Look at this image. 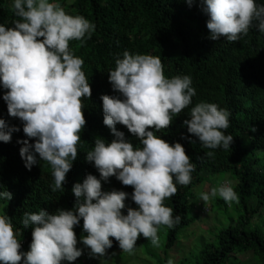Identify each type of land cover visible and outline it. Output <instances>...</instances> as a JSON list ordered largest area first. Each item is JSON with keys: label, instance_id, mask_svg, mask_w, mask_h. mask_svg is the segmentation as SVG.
I'll list each match as a JSON object with an SVG mask.
<instances>
[{"label": "clouds", "instance_id": "1", "mask_svg": "<svg viewBox=\"0 0 264 264\" xmlns=\"http://www.w3.org/2000/svg\"><path fill=\"white\" fill-rule=\"evenodd\" d=\"M187 2L191 6L193 0ZM201 7L209 17L206 26L212 40L240 41L253 28L264 33V3L257 0H201ZM11 10L16 17L12 26L0 23V85L7 90L3 99L8 113L23 123L26 137L36 138L34 143L18 141L23 145L20 155L25 167L31 170L42 160L48 162L54 178L52 191H62L86 125L82 98L92 95L83 70L85 61L70 44L74 40L86 44L96 25L84 15L67 11L61 0H12ZM115 64L109 80L119 95L101 97L103 123L115 138L110 143L96 138L94 147L86 152V160L94 162L100 177L89 173L82 183L73 185L76 200L70 210L50 213L41 208L23 213V228H32L28 251H21L23 229L0 214V264L74 262L84 248L103 264L113 237L128 253L134 251L141 235L160 247L161 226L173 228L180 222L181 217L174 216V209L164 201L177 193V185L191 183L196 164L180 142L170 144L156 133L167 129L174 117L192 105L196 95L192 77H167L158 56L129 50ZM189 116L183 124L205 148L231 149L234 137L225 132L230 126V110L201 101L190 108ZM117 124L125 125L141 146L134 147ZM18 131V126L0 118V141L10 142ZM112 176L133 186L131 199L137 207L126 204L128 192L102 189V181ZM198 195L204 202L220 197L229 206L239 203L228 180ZM12 198L11 191L0 190V200ZM125 208L127 214L122 211ZM81 219L87 232L81 237L84 248L77 246L74 231ZM167 264L174 261L169 259Z\"/></svg>", "mask_w": 264, "mask_h": 264}, {"label": "trees", "instance_id": "2", "mask_svg": "<svg viewBox=\"0 0 264 264\" xmlns=\"http://www.w3.org/2000/svg\"><path fill=\"white\" fill-rule=\"evenodd\" d=\"M257 2L264 3V0ZM11 3L12 0H0V23L8 26L16 19ZM61 3L70 13L84 15L96 25L86 44L75 40L70 44L75 54L85 61L83 70L92 95L82 98L86 125L80 133L77 159L66 174L64 190L52 191L54 178L48 162L42 160L31 170L25 167L20 155L23 145L18 141L28 139L34 143L36 138L26 137L23 123L8 113L3 99L7 90L0 85V118L20 128L13 132L10 142L0 141V190L13 193L10 201L0 200V203L2 214L12 218L16 228L23 229L21 251L30 250L33 238L32 228H23V213L38 212L41 208L50 213L70 210L76 200L73 185L82 183L89 173L100 177L94 162L86 160V152L94 147L96 138H104L109 143L115 138L103 123L101 97L119 95L112 88L109 71L116 67V59L129 50L133 54L158 56L165 76L190 75L196 88L192 105L174 117L167 129L156 133L170 144L180 142L196 164V170L189 185H177V193L165 199L164 203L174 209L173 215L181 219L173 228L165 226L163 252L151 256L157 264H167V251L175 247L179 232L196 221L191 212L195 207L194 189L205 182L202 174H230L239 196L237 211L243 213L214 233L213 242L204 244L197 252L195 264H240L238 255L246 253L264 264V33L253 28L240 41L229 42L224 37L210 39L206 26L209 17L202 10L201 0H193L191 6L187 0H61ZM201 101L215 102L230 110V126L225 132L234 137L231 149L205 148L194 134L187 132L183 121L190 118V108ZM117 129L125 133L134 147L141 146L139 138L125 125L117 124ZM209 151L215 155L207 156ZM102 189L128 192L126 204L137 207L131 199L133 186L124 185L115 176L102 181ZM215 202L218 210L228 213V203L222 198H216ZM122 211L127 214V208ZM256 216L263 221L262 226L251 229L250 222ZM74 231L77 238L87 235L83 219ZM112 239L114 243L108 249V256L122 250L119 242ZM136 243L134 251L144 247L148 255L152 253L149 239L141 235ZM62 264H92V259L82 254L76 261Z\"/></svg>", "mask_w": 264, "mask_h": 264}, {"label": "rangeland", "instance_id": "3", "mask_svg": "<svg viewBox=\"0 0 264 264\" xmlns=\"http://www.w3.org/2000/svg\"><path fill=\"white\" fill-rule=\"evenodd\" d=\"M245 143H247L246 139ZM202 176L204 177L205 182L203 185L194 189L195 199L193 201L195 202V207L191 214L196 217V221L179 232L178 241L175 247L167 251V261L172 259L174 264H195L197 252L204 246V244L213 242L214 233L218 229L233 223L231 221H236L240 213H243L241 211H237L238 203L233 202L232 205L229 206L228 213H225L224 211L217 209V202H215V199L220 197L213 198L208 202H204L199 198L198 194L200 192L209 190L212 187H217L225 180L231 181L232 186L235 185V181L232 179L230 174L216 176H207V174H202ZM2 207L3 205L0 203V214L3 212ZM262 223L263 221L259 218V216H256L251 220L249 226L251 229L257 227L260 228ZM166 232L167 228L165 226H161L158 233L160 238V247L153 246L149 240L148 246L152 251L150 255L146 253L144 247H140L132 253L121 250L106 257L107 259L103 262V264H157L156 258L151 255L162 254L166 241ZM77 240L79 245L77 246L84 248L81 238H77ZM83 254L92 259V264H101V259L92 257L87 248H84ZM237 258L241 262L240 264H260L256 259H252L251 253L238 255Z\"/></svg>", "mask_w": 264, "mask_h": 264}]
</instances>
